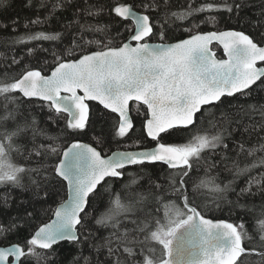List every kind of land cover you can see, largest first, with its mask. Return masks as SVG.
Masks as SVG:
<instances>
[{
  "label": "snow or ice",
  "instance_id": "6c2138e0",
  "mask_svg": "<svg viewBox=\"0 0 264 264\" xmlns=\"http://www.w3.org/2000/svg\"><path fill=\"white\" fill-rule=\"evenodd\" d=\"M6 3L7 0H0V6ZM143 7L147 9L150 6ZM236 7L239 8V5ZM221 9L231 12L232 5L224 0L221 4L207 3L199 8L189 7L187 11L172 15L183 20L194 12ZM111 11L124 20H132L133 26L125 28L128 32L126 40L117 46L113 45L112 40L103 45L100 41L85 40V46L95 44L97 50L81 49L79 58L76 59L77 53L68 49L64 56L69 59L62 61L61 57H57L56 67L51 75H42L41 71L29 69L25 65L20 72L0 79V100L7 110L17 102L14 95L16 92L24 98H38L42 102L41 106L47 107L50 113H55L60 118H64L66 114L63 129L65 133L69 130L71 133H79L92 124L94 113L87 101H96L102 106L98 118L104 123L112 120L110 131L114 130V136L119 138L127 137L134 129L132 113L135 112L137 116L143 117L142 130L154 146L140 151L117 150L111 155H102L96 147L79 141L61 149L59 144H55L56 138L53 137L51 139L55 146H40L36 149V155L52 156L58 162L24 168L9 162V152L13 147L14 137L23 134L26 128L30 127L36 133L35 122H25L23 127L17 125L13 132H0V184L21 186L22 174L28 172L39 176L44 171L48 174L43 180L48 181L50 177L62 179L67 182L68 190V198L53 212L54 219L50 223L41 224L26 244L12 243L7 247H0V264H23L22 258H34L35 264H47L48 252L59 242L79 244L78 226L84 225L87 206L96 198L101 182L108 183L113 178H121L128 166L157 162L179 174L180 188L177 191L183 196L182 207L166 205L170 209L166 213V223L151 220L150 214H145L147 223L132 220L131 223L144 239L128 240L129 235L137 234L134 230L124 234L123 242L133 246L138 243L142 250L151 242L162 246L161 258L157 260L154 256L145 255L143 264H237L238 257L248 251L242 246L249 240L243 223L235 225L224 220L207 219L195 203L196 195L201 189L212 186V191L219 193L226 191L228 186L221 189L215 182L216 177H212L209 171L196 183L192 172L203 159L206 150L214 151L218 145H223L228 150V146L223 143V128L213 122L209 123L208 129L198 126V122L201 126L203 124L201 114L214 109L217 104H223L225 97H251L254 90L264 91V46H260L264 42V36L256 40L243 31H197L187 39L168 43L165 42L166 33L162 30L160 42L152 43L156 25L151 22L149 15L140 14L134 10V5L127 3L118 4ZM209 20L215 22V17H210ZM32 23L39 24L42 21L37 19ZM192 27L197 28L198 25L194 24ZM83 28L82 25L81 29ZM105 28L106 26H101L95 31H104ZM186 31L192 32L191 29ZM60 35L37 32L17 38L16 42L56 40ZM76 39L73 36V47L80 48ZM214 42L223 48L226 58H217L212 51ZM32 51L28 50L29 55ZM20 62L15 58L12 60L13 65H19ZM141 106L144 107L143 113ZM112 114H116L117 118L113 119ZM6 119L15 120V112H9L7 117H0V122ZM189 129L196 131L189 133ZM185 133L191 135L187 143L177 144L163 140L164 136L176 140ZM97 143L102 141L98 139ZM134 144L139 146L141 141L136 140ZM260 162L264 164V160ZM214 167L215 165H211L210 169ZM49 168L52 169L51 172L48 171ZM246 170L237 169L238 172ZM32 183L38 185L37 180ZM253 183L258 181L253 178L249 184ZM127 188L128 185H125V189ZM45 191L47 194L46 189ZM244 191L248 189H242L240 194ZM135 196L132 199V193H122L110 200V206L96 220V224L106 225L111 222L115 227L122 216L139 215L138 208L145 196L140 193ZM122 199L129 202L123 203ZM260 215L264 216V212ZM259 224L261 231H264V219ZM185 226L189 228L181 231ZM152 228L155 230H151ZM6 231L11 229L0 228V235ZM259 244L264 247V236ZM109 251L111 253L113 249L110 248ZM124 252L131 255L133 249L125 247ZM251 252L264 258V252H257L256 246H253Z\"/></svg>",
  "mask_w": 264,
  "mask_h": 264
},
{
  "label": "trees",
  "instance_id": "16d2710c",
  "mask_svg": "<svg viewBox=\"0 0 264 264\" xmlns=\"http://www.w3.org/2000/svg\"><path fill=\"white\" fill-rule=\"evenodd\" d=\"M128 2H133L136 10L146 12L151 22L156 25V35L152 40H159L162 30L166 33V42L177 40L190 34L186 29H191L192 32L235 29L256 40L264 36V0H227V3L232 5L231 12L223 9L194 12L183 20L172 13L187 11L189 7L199 8L207 3L221 4L224 0H7L5 5L0 6V79L5 75L11 76L14 72H20L25 65L29 69L48 73L56 64L57 57H61V60L69 59L64 56L68 49L77 53L75 58L79 56L81 49H97L95 44L85 46V40L100 41L102 45L112 40L114 46L119 45L128 36L125 28H131L133 24L129 19L117 17L111 9ZM143 5L150 7L146 9ZM210 17H215V22H211ZM37 19L42 23L33 24L32 21ZM194 24L198 27L193 28ZM101 26H106L104 31H95ZM37 32L61 35L56 40L16 42L17 38ZM73 36H76V43L80 48L73 47ZM81 36L83 39H80ZM215 48L216 54L221 55L220 48ZM29 49L33 50L31 55ZM14 58L21 61L19 65L12 64ZM14 95L17 102L7 110L0 100V117H7L9 112H15V120L6 119L0 122V132H13L17 125L23 127L25 122L31 124L33 121L37 129L34 134L32 128H26L23 134L14 137L9 157L12 163L19 167L52 165L57 162L56 158L37 156L36 149L55 144H59L63 149L73 140L88 142L102 154L118 148L153 144L142 130L143 117L137 116L135 112L132 113L134 129L127 137L119 138L114 136V130L110 131L112 120L104 123L98 118L102 106L90 101L88 104L94 113L92 124L79 133H71L70 130L65 133L63 129L66 115L60 118L55 113H50L47 107L41 106L39 99L24 98L19 92ZM223 99V104H217L214 109L201 114L203 124L201 126L198 122V126L208 129L209 123L213 122L223 128V143L228 146V150L226 151L223 145H218L214 151L206 150L203 159L192 172V177L198 183L200 178L205 177V172L209 171L212 177H216L215 182L221 189L226 185L228 187L226 191L219 193L212 191V186L203 188L197 193L195 203L199 205L198 210L202 211L204 216L235 225L243 223L249 237L243 246L248 251L238 257L237 264H264V258L251 252L253 246H256L257 252H264V247L259 244L264 236L259 224V221L264 219V216L260 215L264 212V164L260 162L264 160V107H261L264 105V91L254 90L251 97ZM250 105L253 107H249ZM140 110L143 113L144 107L141 106ZM112 117L117 118L116 114H112ZM195 131L196 129H189V133ZM189 133L176 140L164 136L163 140L177 144L187 143L191 138ZM53 137L56 138L55 144L51 139ZM98 139L102 143L98 144ZM136 140L141 141L139 146L134 144ZM211 165L215 167L210 169ZM237 169L247 170L238 172ZM48 171L51 172L52 169L49 168ZM124 171L125 175L121 178H113L108 183L101 182L98 186L96 198L87 206L84 225L78 226L80 243L59 242L48 252L47 264H117V261L119 264H143L145 255L154 256L157 260L162 257V246L155 242L149 243L142 250L138 243L135 246L124 243L123 237L125 233L136 230L132 220L147 223L145 214H150L151 220L166 223V213L170 211L166 205L175 204L182 207L183 196L177 191L180 188L179 174L160 162L129 166ZM47 174L41 171L37 176L35 173L26 172L21 175V186L0 184V228L11 229L0 235V245L26 244L33 230L51 217L56 204L66 196L65 182L51 177L48 181L43 180ZM253 178L258 183L250 185L249 181ZM33 180H37L38 185L33 184ZM133 180L136 183H131ZM125 185H128L127 189ZM191 188L190 181L189 190ZM242 189L248 191L241 195ZM122 193H132V199L136 198V193L145 196L138 208L139 215L122 216L115 227L111 222L97 225L96 220L107 211L110 200ZM122 202L129 201L122 199ZM136 231V235H129L127 239L143 241L144 237ZM125 247L132 248L133 254L124 252ZM110 248L113 249L111 253ZM22 260L23 264H35L34 258Z\"/></svg>",
  "mask_w": 264,
  "mask_h": 264
},
{
  "label": "water",
  "instance_id": "95a60500",
  "mask_svg": "<svg viewBox=\"0 0 264 264\" xmlns=\"http://www.w3.org/2000/svg\"><path fill=\"white\" fill-rule=\"evenodd\" d=\"M127 4H132L133 5V2H128ZM134 10H136L135 8H134ZM137 12H139L140 14H144V15H148L146 12H143V11H139V10H136ZM131 22H132V20L131 19H129ZM132 24H133V22H132ZM219 31H227V30H234V31H239V30H235V29H218ZM218 30H208V31H198V32H209V31H218ZM194 32H197V31H194ZM194 32H192V33H194ZM192 33H190V34H192ZM190 34H188V35H186V36H184V37H182V38H180V39H177V40H173V41H169L168 43H174V42H177L178 40H182V39H187L188 37H189V35ZM246 34V33H245ZM127 39V38H126ZM125 39V40H126ZM151 42L152 43H159L160 41L159 40H151ZM166 42V41H165ZM213 45H215V46H217V47H219L220 48V50H221V56H218L217 54H216V49L215 48H213V46H212V51L216 54V56H217V58H226V57H224V55H223V48L221 47V46H219L218 44H216L215 42H214V44ZM117 46V45H116ZM260 46H264V44H261ZM97 50V49H96ZM91 51H95V50H91ZM79 58V56H77L76 57V59H78ZM63 61V60H62ZM56 67V64L48 71V73H42L41 72V74L42 75H51V72H52V70L54 69ZM35 70H38V69H35ZM38 71H40V70H38ZM82 94V93H81ZM22 95V94H21ZM34 99H38V98H34ZM90 101H87V103H89ZM94 102H96V101H94ZM96 103H98V102H96ZM66 115V114H65ZM146 134V133H145ZM150 139V138H149ZM76 141H79L80 143H85V144H90V143H88V142H85V141H82V140H73V141H70L69 143H67V145L66 146H68V145H70L71 143H73V142H76ZM91 146H93V147H95L94 145H92V144H90ZM65 146V147H66ZM151 146H154V144H152V145H150V146H144V147H135V148H118V149H114V150H112V151H110V152H108V153H106V154H102V155H111L112 154V152H114V151H117V150H119V151H140V150H143V148H145V147H151ZM97 150L99 151V149L97 148ZM58 162V161H57ZM129 167V166H128ZM65 183H66V187H67V182L66 181H64ZM68 198V190H67V193H66V196H65V198L62 200V201H64V200H66ZM62 201H60V202H58L57 204H56V206L54 207V210H55V208L62 202ZM54 210H53V212H54ZM53 212H52V214H51V217L47 220V221H45V222H43V223H50L51 222V220H53L54 219V215H53ZM205 218H207V219H211V220H213V221H219L220 219H215V218H210V217H207V216H204ZM225 221V220H224ZM43 223H41V224H43ZM41 224H39L34 230H33V232H32V234L37 230V228L41 225ZM193 228L195 227V226H192ZM189 228V226H185V229H182L181 231H184V230H186V229H188ZM12 244V243H11ZM10 244H7V245H0V247H7V246H9ZM243 246V245H242ZM244 247V246H243Z\"/></svg>",
  "mask_w": 264,
  "mask_h": 264
},
{
  "label": "rangeland",
  "instance_id": "374dc122",
  "mask_svg": "<svg viewBox=\"0 0 264 264\" xmlns=\"http://www.w3.org/2000/svg\"><path fill=\"white\" fill-rule=\"evenodd\" d=\"M9 162L10 163H12V160H11V158L9 157ZM13 164V163H12ZM13 165H15V164H13ZM15 166H18V165H15Z\"/></svg>",
  "mask_w": 264,
  "mask_h": 264
}]
</instances>
